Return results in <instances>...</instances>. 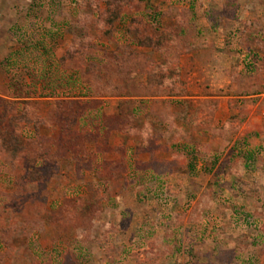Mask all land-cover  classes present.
<instances>
[{
  "label": "rangeland",
  "instance_id": "rangeland-1",
  "mask_svg": "<svg viewBox=\"0 0 264 264\" xmlns=\"http://www.w3.org/2000/svg\"><path fill=\"white\" fill-rule=\"evenodd\" d=\"M263 113L264 0H0V264H264Z\"/></svg>",
  "mask_w": 264,
  "mask_h": 264
},
{
  "label": "trees",
  "instance_id": "trees-1",
  "mask_svg": "<svg viewBox=\"0 0 264 264\" xmlns=\"http://www.w3.org/2000/svg\"><path fill=\"white\" fill-rule=\"evenodd\" d=\"M107 6H109L108 5V2H107ZM111 12H110V16H109V18H108V20H107V23H108V26H112L113 24H114V22H115V20H116V18L118 17V12H117V10H110ZM120 14V13H119ZM18 92V91H17ZM10 95V94H9ZM11 95H13V96H18V97H21L20 96V94L19 93H16V94H11ZM24 98H26L27 99V97H24ZM260 134H264V131H259V130H251V131H248V132H246L245 133V136H244V138H243V140L244 141H247V140H250V139H252V137L253 136H258V135H260ZM246 160H247V157H246ZM246 160H244L243 158L241 159V161H243V164H244V166H243V168H245V165H246ZM238 161V160H237ZM262 163H263V165H264V161H262ZM264 166H261V171L262 172H260L262 175H264ZM151 176H152V178L156 181H158L160 178H161V175H163L164 177H165V175H166V173L165 172H163V173H159V174H157V172L155 171V169H154V171H151ZM168 175V174H167Z\"/></svg>",
  "mask_w": 264,
  "mask_h": 264
},
{
  "label": "crops",
  "instance_id": "crops-1",
  "mask_svg": "<svg viewBox=\"0 0 264 264\" xmlns=\"http://www.w3.org/2000/svg\"><path fill=\"white\" fill-rule=\"evenodd\" d=\"M263 128H264V127H261V128H260V131H264V129H263ZM255 130H256V129H255ZM263 135H264V134H263Z\"/></svg>",
  "mask_w": 264,
  "mask_h": 264
},
{
  "label": "built area",
  "instance_id": "built-area-1",
  "mask_svg": "<svg viewBox=\"0 0 264 264\" xmlns=\"http://www.w3.org/2000/svg\"><path fill=\"white\" fill-rule=\"evenodd\" d=\"M262 116L264 117V113L262 114Z\"/></svg>",
  "mask_w": 264,
  "mask_h": 264
}]
</instances>
